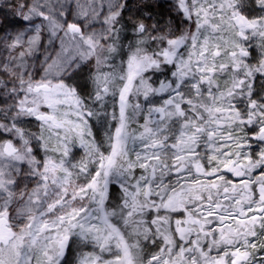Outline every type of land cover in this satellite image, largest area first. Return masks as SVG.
<instances>
[{
    "label": "snow or ice",
    "instance_id": "snow-or-ice-1",
    "mask_svg": "<svg viewBox=\"0 0 264 264\" xmlns=\"http://www.w3.org/2000/svg\"><path fill=\"white\" fill-rule=\"evenodd\" d=\"M0 264H264V0H0Z\"/></svg>",
    "mask_w": 264,
    "mask_h": 264
}]
</instances>
